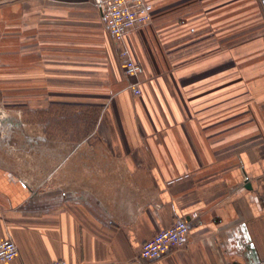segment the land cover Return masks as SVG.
<instances>
[{
  "label": "crops",
  "instance_id": "1",
  "mask_svg": "<svg viewBox=\"0 0 264 264\" xmlns=\"http://www.w3.org/2000/svg\"><path fill=\"white\" fill-rule=\"evenodd\" d=\"M147 1L136 95L97 0H0V264H264V126L229 129L228 36L209 0ZM179 218L188 242L141 258Z\"/></svg>",
  "mask_w": 264,
  "mask_h": 264
},
{
  "label": "rangeland",
  "instance_id": "2",
  "mask_svg": "<svg viewBox=\"0 0 264 264\" xmlns=\"http://www.w3.org/2000/svg\"><path fill=\"white\" fill-rule=\"evenodd\" d=\"M207 2H210L208 5L213 7L211 11L216 15L213 21L217 23L213 27L217 32L222 31L223 36H228L227 44H223V49H227L228 58L225 62L223 52L222 63H227L229 69L230 98L226 110L229 129L236 130L249 125L255 127L258 123L264 126V0ZM151 16L153 17V10ZM221 24L222 29L219 28ZM198 42L201 44L203 41ZM200 44L197 46L198 53L204 49V45ZM212 49L215 52L220 46L213 44ZM134 57L137 58L136 55ZM219 63L217 65H220ZM145 70L144 67L143 75ZM257 78L262 84L256 90ZM42 187L44 186H37Z\"/></svg>",
  "mask_w": 264,
  "mask_h": 264
},
{
  "label": "built area",
  "instance_id": "3",
  "mask_svg": "<svg viewBox=\"0 0 264 264\" xmlns=\"http://www.w3.org/2000/svg\"><path fill=\"white\" fill-rule=\"evenodd\" d=\"M104 20L116 41L119 55L125 62V73L132 80L128 88L136 94L142 93L141 76L144 66L134 56L129 36L132 31L151 21L153 5L147 0H97ZM134 78V80H133ZM190 223L185 218H179L171 225L162 228L151 238L144 240L140 257L147 260L157 259L172 250L185 245L190 237ZM19 249L15 240L7 237L0 241V263L10 261L18 256ZM40 264H70L66 259H57Z\"/></svg>",
  "mask_w": 264,
  "mask_h": 264
}]
</instances>
